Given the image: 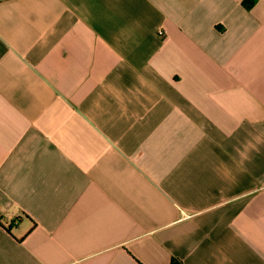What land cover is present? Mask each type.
I'll return each mask as SVG.
<instances>
[{
    "label": "crops",
    "instance_id": "0c3cea01",
    "mask_svg": "<svg viewBox=\"0 0 264 264\" xmlns=\"http://www.w3.org/2000/svg\"><path fill=\"white\" fill-rule=\"evenodd\" d=\"M0 264H264V0H0Z\"/></svg>",
    "mask_w": 264,
    "mask_h": 264
},
{
    "label": "built area",
    "instance_id": "2783aa9c",
    "mask_svg": "<svg viewBox=\"0 0 264 264\" xmlns=\"http://www.w3.org/2000/svg\"><path fill=\"white\" fill-rule=\"evenodd\" d=\"M159 35H160V36L164 35V31L161 30V31L159 32ZM17 223H18V221H14V222H12V224H17ZM10 224H11V222H10Z\"/></svg>",
    "mask_w": 264,
    "mask_h": 264
}]
</instances>
